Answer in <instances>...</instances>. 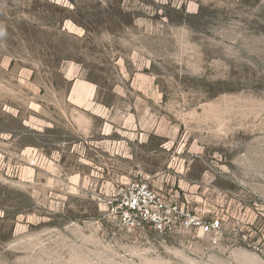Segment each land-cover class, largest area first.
<instances>
[{"label":"rangeland","instance_id":"rangeland-1","mask_svg":"<svg viewBox=\"0 0 264 264\" xmlns=\"http://www.w3.org/2000/svg\"><path fill=\"white\" fill-rule=\"evenodd\" d=\"M129 181L220 243L129 231ZM0 264H264V0H0Z\"/></svg>","mask_w":264,"mask_h":264},{"label":"built area","instance_id":"built-area-1","mask_svg":"<svg viewBox=\"0 0 264 264\" xmlns=\"http://www.w3.org/2000/svg\"><path fill=\"white\" fill-rule=\"evenodd\" d=\"M109 215L129 231L152 229L160 235L198 233L218 245L223 238V218L208 217L190 202L167 199L146 181H129L106 201Z\"/></svg>","mask_w":264,"mask_h":264}]
</instances>
